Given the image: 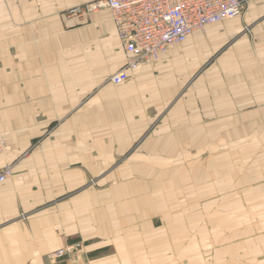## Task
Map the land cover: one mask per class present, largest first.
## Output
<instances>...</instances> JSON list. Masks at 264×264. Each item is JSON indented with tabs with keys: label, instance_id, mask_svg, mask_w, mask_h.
<instances>
[{
	"label": "crops",
	"instance_id": "1",
	"mask_svg": "<svg viewBox=\"0 0 264 264\" xmlns=\"http://www.w3.org/2000/svg\"><path fill=\"white\" fill-rule=\"evenodd\" d=\"M89 1L0 0V172L12 168L0 182V264H58L50 253L81 241L67 264H264L251 237L224 242L220 256L130 252L161 246L172 169L184 164L176 132L264 121V0L118 84L127 55L110 12L67 14ZM146 232L157 236L144 243ZM112 248L120 259L104 255Z\"/></svg>",
	"mask_w": 264,
	"mask_h": 264
},
{
	"label": "rangeland",
	"instance_id": "2",
	"mask_svg": "<svg viewBox=\"0 0 264 264\" xmlns=\"http://www.w3.org/2000/svg\"><path fill=\"white\" fill-rule=\"evenodd\" d=\"M176 133L181 138L176 160L184 164L172 169L181 174L177 192L165 194L170 198L166 208L169 222L160 226L161 246L130 250L131 255L149 262L155 256L211 257L222 254L224 242L251 237L262 244L264 199L257 198L264 195V121H257L255 126L248 121H224L220 122V132ZM254 192L256 197L249 199ZM156 236L157 232H146L144 243ZM64 248L66 251L60 254ZM83 250L86 247L81 241L77 249L59 248L50 253V258L67 264ZM123 251L112 248L104 255L117 260Z\"/></svg>",
	"mask_w": 264,
	"mask_h": 264
},
{
	"label": "built area",
	"instance_id": "3",
	"mask_svg": "<svg viewBox=\"0 0 264 264\" xmlns=\"http://www.w3.org/2000/svg\"><path fill=\"white\" fill-rule=\"evenodd\" d=\"M249 0H91L67 10L70 16H88L108 10L127 55L125 65L112 74L116 84L124 82L141 63L152 61L175 43H183L208 24L244 16ZM249 30V27H246ZM0 128V152L6 149ZM12 174L11 166L0 172V181ZM79 243L68 244L69 251ZM66 251L60 249L59 253Z\"/></svg>",
	"mask_w": 264,
	"mask_h": 264
},
{
	"label": "bare ground",
	"instance_id": "4",
	"mask_svg": "<svg viewBox=\"0 0 264 264\" xmlns=\"http://www.w3.org/2000/svg\"><path fill=\"white\" fill-rule=\"evenodd\" d=\"M1 182V181H0Z\"/></svg>",
	"mask_w": 264,
	"mask_h": 264
}]
</instances>
